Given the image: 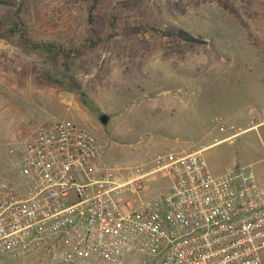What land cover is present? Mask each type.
I'll use <instances>...</instances> for the list:
<instances>
[{
	"label": "rangeland",
	"instance_id": "obj_1",
	"mask_svg": "<svg viewBox=\"0 0 264 264\" xmlns=\"http://www.w3.org/2000/svg\"><path fill=\"white\" fill-rule=\"evenodd\" d=\"M7 8L0 14L21 13L34 42L71 53L30 51L2 19L0 181L21 183L7 148L40 123L69 120L95 137L114 168L147 171L156 155L205 147L211 174L249 167L264 194V0H16ZM177 30L200 41L166 35ZM139 184L117 202L169 189L164 172ZM144 259L151 264L126 249L122 264Z\"/></svg>",
	"mask_w": 264,
	"mask_h": 264
},
{
	"label": "built area",
	"instance_id": "obj_2",
	"mask_svg": "<svg viewBox=\"0 0 264 264\" xmlns=\"http://www.w3.org/2000/svg\"><path fill=\"white\" fill-rule=\"evenodd\" d=\"M202 151L156 155L147 171L119 169L73 122L34 126L7 148L21 183L0 181V257L122 264L128 249L151 264H264V194L253 172L213 175ZM156 172L168 176L167 192L117 202Z\"/></svg>",
	"mask_w": 264,
	"mask_h": 264
},
{
	"label": "trees",
	"instance_id": "obj_3",
	"mask_svg": "<svg viewBox=\"0 0 264 264\" xmlns=\"http://www.w3.org/2000/svg\"><path fill=\"white\" fill-rule=\"evenodd\" d=\"M16 0H0V6L8 7L7 9H11L14 7ZM8 10H4L0 14V29L3 26V20L9 19L10 27L8 31L10 33L9 36H14L15 34H20L19 38L23 47L29 49L30 51H46L52 53L55 56H67L70 55V51L66 50L58 45L50 44V43H38L34 42L26 32L25 20L23 15L19 12H16L14 15H9ZM3 19V20H2ZM166 35L169 36H177L180 40L187 43H196L200 40H197L190 36L187 32L183 30H177L175 32H166Z\"/></svg>",
	"mask_w": 264,
	"mask_h": 264
},
{
	"label": "water",
	"instance_id": "obj_4",
	"mask_svg": "<svg viewBox=\"0 0 264 264\" xmlns=\"http://www.w3.org/2000/svg\"><path fill=\"white\" fill-rule=\"evenodd\" d=\"M98 121L102 124V125H105L107 123V116L106 115H101L99 118H98Z\"/></svg>",
	"mask_w": 264,
	"mask_h": 264
},
{
	"label": "crops",
	"instance_id": "obj_5",
	"mask_svg": "<svg viewBox=\"0 0 264 264\" xmlns=\"http://www.w3.org/2000/svg\"><path fill=\"white\" fill-rule=\"evenodd\" d=\"M235 135H236V134H235ZM235 135H234V136H235ZM223 139H225V138H223ZM223 139H221V140H223ZM211 145H213V143H211L209 146H211ZM203 148H205V147H203ZM203 148H202V149H203ZM199 150H201V149H199ZM199 150H198V151H199ZM236 168H237V165L234 166V169H236Z\"/></svg>",
	"mask_w": 264,
	"mask_h": 264
}]
</instances>
